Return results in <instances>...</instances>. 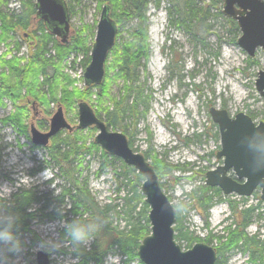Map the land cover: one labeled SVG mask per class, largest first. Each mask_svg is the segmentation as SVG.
<instances>
[{"label": "rangeland", "instance_id": "374dc122", "mask_svg": "<svg viewBox=\"0 0 264 264\" xmlns=\"http://www.w3.org/2000/svg\"><path fill=\"white\" fill-rule=\"evenodd\" d=\"M36 1L1 0L0 13L9 17L18 16L24 10L23 2L29 5ZM192 1L196 13L192 23L199 21L203 24L202 31L197 32L196 35L185 27H178L177 23L175 25L170 23L171 19L177 21L176 9L183 6L185 0H160L158 8L155 4L156 0L149 2L146 17L149 26L150 57L140 63L137 83L145 90L144 94L148 97V113L136 127L129 124L123 133L126 134L131 147L143 154L151 164L154 161L153 157H156L157 160L169 164L172 169L177 166L185 168L173 169L168 174H162L159 179L180 216L184 230L188 229L201 239L194 244L202 242L216 247L218 244L216 240L210 242L205 240L211 230L214 234H221L223 226L231 221L228 219L232 217V211L227 200L236 203L238 211L260 206L261 210L251 213L246 232L249 235L257 231L264 232V203L260 198L261 189L245 198L237 195L224 196L222 193L223 200L217 201L207 212L209 228L202 217L206 214L205 209L199 206L197 198L191 197L195 189L205 185L207 172L223 165V158H217L222 145L221 135L217 124L211 118L210 109H224L232 116L243 112L256 123L264 121V98L256 88L258 75L264 71V51L258 50L255 58H250L238 45L241 31L237 30L222 13L223 0L221 3L218 0ZM66 2L70 8L68 38L70 39L73 33L87 32L84 28L89 26L91 30L87 32L86 38L92 47L101 11L107 0H66ZM136 25L137 21L125 23L119 28L115 47L107 59V64H110L109 71L108 68L106 69L108 76L106 81L109 83L107 92L112 99L121 95L124 85L113 68L115 54H121L123 46L130 42ZM45 33L49 32L45 29ZM43 36L36 18L32 19L27 30L18 29L9 38L4 39H2L0 23V59L16 58L25 66L26 61L32 58L33 52L43 40ZM53 39L60 42L59 37L53 36ZM53 45L54 42L50 41L48 52L44 54L47 59L44 61L45 64L48 60L52 62V58L55 57ZM86 60L82 53H73L59 65L64 77H68L71 82L74 81L73 87L81 90L85 87L84 73L90 63H86ZM48 69L52 74L53 67L49 66ZM4 70V67H0V75ZM38 90H40L38 94L43 96L47 89L40 87ZM22 95L25 96L26 92L24 91ZM45 96L46 99L40 98L41 100H37L34 95L28 98L29 104L24 114L20 115L23 127L8 122L19 114L16 103L8 98L0 101V157L10 151H17L24 156H31L35 161V166L18 178H14L12 172L0 166V181L14 185L13 188L0 192V208L9 206L21 190L32 191L37 198H41V201L34 205L36 219L41 223L54 221L55 219L49 220L42 215L54 213L52 209L56 206L63 212L62 219L68 221L73 218L72 201L68 196L60 203L55 201L47 203L46 200L61 197L70 185L62 175L61 168L51 158L52 141L47 147L35 145L32 142L30 127L34 124L41 132H47L50 128V120L60 106L67 121L71 125L78 124L80 101L74 106L71 104L69 110H66L62 103L48 101L49 96ZM58 98H61L60 92ZM21 99H17L18 104H21ZM87 103L94 110L100 108L104 117V109L108 108L112 101L106 97L102 100V104H99L97 97L94 96L91 102ZM145 109L144 105L140 108L142 111ZM117 131L121 130L117 129ZM97 132L96 128L91 127L78 133L85 152L76 156L74 164L76 177L83 186L87 187L101 208H108L107 215L113 226L119 224L123 226V214L119 216L118 212L124 206V198L131 195L130 186L126 183L127 170L122 168L124 163L119 159L108 154L107 158L104 156L105 151L95 143ZM61 134L64 137L69 132L65 130ZM37 150L45 154L43 161L36 160ZM42 170L44 175L41 178L38 173ZM229 175L235 174L231 170ZM51 179L50 183H46ZM209 195L211 193L206 197ZM45 204L48 205L46 211L40 212ZM26 215L31 214L27 211ZM27 222L31 232L21 233L27 241L24 261L25 264H38L37 254L34 255L32 252L38 240L37 234L32 230L33 217H28ZM177 242L183 250H187L186 241L177 239ZM64 252L66 255L69 254L67 248ZM109 256H111L110 264H123L125 260V256L117 250H113ZM226 258L225 264H254L250 261L249 255L242 250L231 251ZM131 264H140V262L136 260Z\"/></svg>", "mask_w": 264, "mask_h": 264}, {"label": "trees", "instance_id": "16d2710c", "mask_svg": "<svg viewBox=\"0 0 264 264\" xmlns=\"http://www.w3.org/2000/svg\"><path fill=\"white\" fill-rule=\"evenodd\" d=\"M150 1L107 0L105 4L103 3L111 7V16L119 28L125 23L137 21V25L131 34L130 42H127L123 46L121 54H115L116 59L114 60L113 68L117 71V77L122 79L124 85L121 95L113 99L108 96L107 92V88L109 87V83L106 81L108 79L107 73L105 74V80L100 86L93 85L84 87L81 90L73 87L74 81L71 82L60 71L59 65L73 53H82L87 58L86 63L90 62L92 47L87 42L86 34L91 28L86 26L84 29L87 32L73 33L69 41L66 44H62L58 40L53 39L51 34L45 33V29L47 31L48 29L43 21H39L40 32L44 34L43 40L38 44L35 49L36 51L33 52L32 58L26 61L25 66L16 58L0 59V67H4L5 69L4 73L0 75V101L3 98L13 100L19 111V114L15 115L13 120L9 119L8 122L23 127L20 115L24 114L29 104L28 98L32 95L37 100L46 99L45 95H48V101L54 103L60 102L66 110H69L71 104L74 106L77 101L91 102L92 98L96 96L99 104H102V100L106 97L112 101V104L104 109V117L101 114L102 110L100 108L94 110L99 118L105 120L109 128L113 130L119 129L123 132L129 124L136 127L142 119H145L149 107L148 97L144 94L145 90L138 86L137 83L139 82V65L142 60L147 61L150 57L149 26L146 17ZM218 2L221 3L222 0H218ZM155 4L158 8L160 0H156ZM22 7L24 10L18 16L9 17L3 13L0 17L2 39L9 38L18 29L27 30L30 27L32 19L36 18L35 3L27 5L26 2H23ZM178 8L176 9L177 21H172L171 19V25L177 23L178 27H185L195 35L197 32H201L203 29L202 22L192 23V18L196 16L193 1L185 0L184 5ZM228 21L234 24L238 30V26L234 20L229 19ZM50 41L54 42L52 49L55 51V57L52 58V62L48 60L47 64H45L44 61H47V59H45L44 54L48 52L47 47ZM49 66L53 67L52 74L48 69ZM109 66L110 64L106 62V69L108 68V71ZM40 87L47 89L43 96L38 94ZM24 91L26 92L25 96L22 95ZM59 92L61 98H58ZM18 98H22L20 100L21 104L17 103ZM143 105L146 106L144 111L140 110ZM79 132L80 130H76L66 134L64 137L60 133L52 139V147L50 148L51 158L61 168L62 175L67 179L70 188L64 191L61 197L52 200L47 199L46 202L51 203L55 201L56 203H60L61 200L68 196L72 201L71 212L73 213V218L81 217L86 220H96L102 224L100 232L92 243L91 250L85 252L83 255L81 264H104L105 258L113 250L120 251L121 255L125 256L123 264H131L138 260V248L143 239L150 234L148 219L150 210L141 192L144 179L132 167L122 164V168L127 170L128 181L126 183L130 186L129 192H131V195L129 194L124 198V206L118 212L119 216L123 214V226L122 224L113 226L107 215L108 208H101L87 187L83 186L80 179L76 177L77 172L74 167L76 156L85 152V147L78 135ZM93 146L96 147L94 144ZM104 156L107 158L106 152H104ZM153 160L152 164L159 177L164 173H170L173 169H185L178 166L172 169L169 164L157 160L156 157H153ZM209 193L211 195L206 197ZM191 197L197 198L199 206L205 209L206 214L202 217L205 220L207 228H209V214L207 212L217 201L223 200L221 190L203 185L195 189ZM40 201L41 198H37L36 194L32 191L21 190L15 195L13 202H10L9 206H4L5 209L11 208L24 215L19 229L20 233L31 232L27 218H32L33 216L32 214L26 215V212ZM227 203L232 211V217L228 219L231 221L227 225L225 224L226 226H223L221 234H214L213 230H211L205 240V242L216 240L218 243L214 247L217 253L216 264H225L227 261L226 255L234 250H242L244 253H247L250 261L254 264H264V232L257 231L253 235H249L246 232L250 224L251 213L261 210V207H248L245 210L238 211L236 203L231 200H227ZM47 206V204L43 205L40 212H45ZM42 216L49 220L56 219L55 213L44 214ZM174 229L176 240L181 239L186 241L187 249H190L196 241L201 240L195 233L190 232L188 229L184 230L177 212Z\"/></svg>", "mask_w": 264, "mask_h": 264}, {"label": "water", "instance_id": "95a60500", "mask_svg": "<svg viewBox=\"0 0 264 264\" xmlns=\"http://www.w3.org/2000/svg\"><path fill=\"white\" fill-rule=\"evenodd\" d=\"M37 18L44 21L47 29L62 43L68 42L70 34L69 7L65 0H37ZM223 14L237 22L241 31L238 45L251 58L258 50L264 51V0H224ZM118 26L111 17V7L104 5L97 25L91 61L84 73L87 87L102 84L105 64L115 46ZM256 88L264 98V71L259 73ZM78 125L72 126L65 118L62 107L50 120L48 132H41L31 125L32 142L41 147L49 145L51 139L61 131L85 130L95 127L98 131L95 143L109 155L121 159L134 168L144 179L141 192L149 206L150 234L138 248V258L143 264H216L217 254L213 247L197 243L183 250L176 241V211L165 193L159 176L150 161L130 146L121 131H114L95 114L86 102L78 106ZM210 115L218 125L221 135V151L218 159L223 165L206 174V185L220 188L225 196L250 197L257 189L262 190L264 202V122L258 124L243 112L231 117L226 110L212 108ZM234 176H230V171ZM244 180V182H243ZM38 264H50L44 253L37 254Z\"/></svg>", "mask_w": 264, "mask_h": 264}, {"label": "clouds", "instance_id": "9594fccd", "mask_svg": "<svg viewBox=\"0 0 264 264\" xmlns=\"http://www.w3.org/2000/svg\"><path fill=\"white\" fill-rule=\"evenodd\" d=\"M36 160L43 161L45 154L40 150L35 152ZM0 166L14 174V178L35 166L31 156H24L20 152L10 151L0 157ZM42 170L38 173L41 178ZM43 182V180H41ZM14 185L7 181H0V192L13 188ZM56 219L49 223H41L36 219L35 206L29 208L28 213L33 216L32 230L37 234L38 240L33 254L44 253L51 264H81L85 252L91 250L93 241L102 228L96 220H86L74 217L65 221L63 212L59 207L52 209ZM24 215L11 208H0V264H25L27 241L22 237L19 229ZM69 250L65 254L64 249ZM111 256L105 258V264H110Z\"/></svg>", "mask_w": 264, "mask_h": 264}, {"label": "bare ground", "instance_id": "6f19581e", "mask_svg": "<svg viewBox=\"0 0 264 264\" xmlns=\"http://www.w3.org/2000/svg\"><path fill=\"white\" fill-rule=\"evenodd\" d=\"M2 16V14L0 13V17Z\"/></svg>", "mask_w": 264, "mask_h": 264}]
</instances>
